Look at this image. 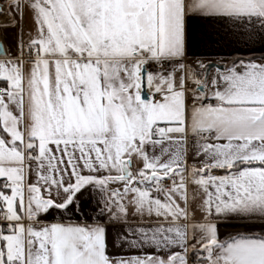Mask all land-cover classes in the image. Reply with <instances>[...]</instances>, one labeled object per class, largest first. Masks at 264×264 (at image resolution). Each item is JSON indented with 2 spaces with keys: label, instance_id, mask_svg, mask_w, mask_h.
Listing matches in <instances>:
<instances>
[{
  "label": "snow or ice",
  "instance_id": "obj_1",
  "mask_svg": "<svg viewBox=\"0 0 264 264\" xmlns=\"http://www.w3.org/2000/svg\"><path fill=\"white\" fill-rule=\"evenodd\" d=\"M0 264H264V0H0Z\"/></svg>",
  "mask_w": 264,
  "mask_h": 264
}]
</instances>
